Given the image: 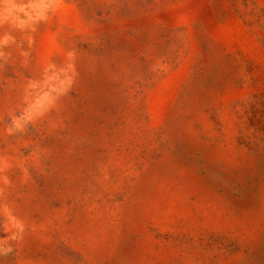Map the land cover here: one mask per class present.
Listing matches in <instances>:
<instances>
[{
    "label": "rangeland",
    "instance_id": "obj_1",
    "mask_svg": "<svg viewBox=\"0 0 264 264\" xmlns=\"http://www.w3.org/2000/svg\"><path fill=\"white\" fill-rule=\"evenodd\" d=\"M0 264H264V0H0Z\"/></svg>",
    "mask_w": 264,
    "mask_h": 264
}]
</instances>
